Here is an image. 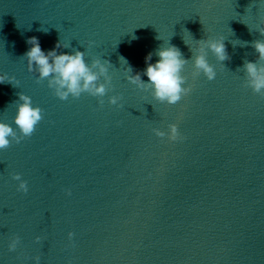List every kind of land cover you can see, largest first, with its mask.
<instances>
[{"label": "water", "instance_id": "water-1", "mask_svg": "<svg viewBox=\"0 0 264 264\" xmlns=\"http://www.w3.org/2000/svg\"><path fill=\"white\" fill-rule=\"evenodd\" d=\"M262 19L264 0H0V75L18 81L0 84V122L15 128L18 94L44 113L31 138L0 150V264H264V98L243 71ZM31 37L108 60L103 107L37 83L23 57ZM220 37L230 60L208 52L215 79L195 77L198 41ZM169 43L189 60L192 91L176 105L125 71L143 73ZM171 124L182 139H168Z\"/></svg>", "mask_w": 264, "mask_h": 264}, {"label": "clouds", "instance_id": "clouds-1", "mask_svg": "<svg viewBox=\"0 0 264 264\" xmlns=\"http://www.w3.org/2000/svg\"><path fill=\"white\" fill-rule=\"evenodd\" d=\"M264 25V19L260 21ZM47 32V31H43ZM258 32L264 36V27H260ZM136 39V37H133ZM158 39V37H157ZM27 44L31 47L24 54L27 61V68L30 73H38L37 83L47 80L48 88L52 89L54 95L61 101H67L69 97L79 99L82 94L98 98L100 107H103V97L111 89V77L108 75V60L93 59L89 65L85 61V54L76 50L73 54H58L59 49H67V46L58 42L55 48L45 52L42 50L38 38L31 37L27 40ZM91 46V45H89ZM251 46L258 54L255 62L245 61L243 71L246 73L245 87L251 88L253 93L264 98V41L256 40ZM208 52L216 58L218 62L223 64L224 61L230 60L223 37L218 39H202L198 41V47L194 58V76L198 77L203 74L208 81H212L216 77V71L207 60ZM155 55L158 60L152 61V53L145 58L146 68L141 72L133 74L132 67L125 69L129 73L126 78L128 82L136 88L149 92L152 97L161 104L176 105L183 97L189 95L192 91L191 87H184L187 78L183 75L188 59L183 57V53L175 45L159 46ZM126 64L127 61L121 57ZM142 75L148 78L147 82L142 80ZM103 78V82L101 79ZM11 84L13 87L18 85L15 78L7 75H0V84ZM122 99L120 96H112L108 103L113 106H120L118 102ZM17 112L14 118L15 128L7 123L0 122V150L8 149L13 142L21 143L36 131L38 124L44 119L43 110L40 107H33L32 100L29 96L18 94ZM170 141L182 139L178 132L177 125L168 126ZM157 137H165V132L153 129ZM12 179L18 181L17 191L27 194L28 184L23 181L19 174L12 176ZM71 195V192H67ZM71 241L73 233L68 234ZM40 237L36 238L39 243ZM20 243L19 237H16L9 243V251H15ZM39 264V257L35 258Z\"/></svg>", "mask_w": 264, "mask_h": 264}]
</instances>
